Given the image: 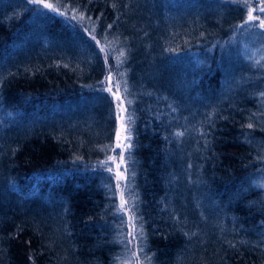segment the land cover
<instances>
[{
    "label": "trees",
    "instance_id": "obj_1",
    "mask_svg": "<svg viewBox=\"0 0 264 264\" xmlns=\"http://www.w3.org/2000/svg\"><path fill=\"white\" fill-rule=\"evenodd\" d=\"M46 2L60 15L0 0V264L127 256L102 170L109 75L132 119L123 191L143 225L138 261L264 264V61L244 53L264 51V32L237 27L242 0Z\"/></svg>",
    "mask_w": 264,
    "mask_h": 264
},
{
    "label": "snow or ice",
    "instance_id": "obj_2",
    "mask_svg": "<svg viewBox=\"0 0 264 264\" xmlns=\"http://www.w3.org/2000/svg\"><path fill=\"white\" fill-rule=\"evenodd\" d=\"M30 3L32 4H36V5H39V6H42V8H45V9H49L50 11L52 12H57L58 11V8L56 6H54L53 3H50V2H46V0H29ZM242 3H243V6L246 7L248 9V12H247V19L244 21V23L242 25H238L237 27H243L244 25H249L251 27H258L260 29H264V18L261 17V15H253L254 12H258V13H262L264 14V0H257V4L255 7H253V5L251 3L248 2V0H242ZM73 19H75V17H73ZM255 21H258L259 23L258 24H255L253 22ZM109 27H111V25H109ZM93 39H95V37L93 36L92 37ZM99 43V42H97ZM101 51L104 52L106 51L105 48H101ZM121 58H124L126 59V53L125 51L121 50L119 52V56L116 58L119 63H123V59ZM106 59H107V55H106ZM111 67V66H109ZM107 79H111V75H109V77ZM117 91L120 90V85L117 84ZM109 92L112 91L111 88H108L107 89ZM124 91L126 92L127 91V87H126V82H125V88H124ZM113 95H116L115 93H113ZM262 96H264V93H261ZM116 99L117 100H120L121 103H123V100L121 99L120 96H116ZM129 103H131V101H129ZM123 111H126V109H121V112ZM173 111H176V109H173ZM118 119H120L121 121L124 120V117L123 116H119ZM132 122V119H131V116H129L127 118V123H123L121 124V129H118L117 132H116V139H117V144H116V148H123V149H128L130 150L132 145L130 143V129L128 128V123H131ZM248 127H252L251 124L248 125ZM121 130H123L126 135H124L123 137V140L124 141H127L125 143H121ZM175 135L177 137H180V136H183L184 133L183 132H176ZM112 151L115 152V148H112ZM116 156H119L120 158V162L119 163H116ZM109 159L115 163L116 165V173H115V179L117 181H121V180H125L126 177L123 175V173L121 171H119L120 169V165L124 163V153L123 151L119 152V153H116L115 156H112V157H109ZM105 165L107 166V161L105 162ZM107 170L109 172H112L113 169L111 167H108ZM125 171H127V169H125ZM117 188H120V184L118 183L116 185ZM127 187V185H125V188ZM132 208V205H130L128 203V200L125 198V193L123 191V189L121 190L120 192V204L117 206V209L116 211L117 212H128L130 209ZM137 218L135 216V214L133 213L130 217H129V221L128 223L130 224L132 230L129 231L127 233V235L129 237H131L132 239L128 241V243H132L133 241H135V239L137 238ZM139 235L140 236H143V225L140 224L139 225Z\"/></svg>",
    "mask_w": 264,
    "mask_h": 264
},
{
    "label": "rangeland",
    "instance_id": "obj_3",
    "mask_svg": "<svg viewBox=\"0 0 264 264\" xmlns=\"http://www.w3.org/2000/svg\"><path fill=\"white\" fill-rule=\"evenodd\" d=\"M30 3V2H29ZM32 4V3H30ZM42 7V6H41ZM45 9V8H44ZM51 13H54L56 15H60L58 12H52L50 11L49 9H45ZM255 13H253L254 15ZM259 23V22H258ZM257 23V24H258ZM249 27V25H244L243 26V29H247ZM261 31L264 32V29H261ZM102 48V47H101ZM100 48V49H101ZM245 55L247 57H249L250 59H253L254 62H263L264 61V51L260 50V49H248V48H245V51H244ZM107 59H104V64L107 66L108 65V62L106 61ZM263 68V67H262ZM109 77V76H108ZM107 77V78H108ZM114 76L111 75V79H107L106 78V86H105V89L107 90L108 88H111L112 91L110 92L113 99H114V103H115V111H116V131H115V135H114V139H113V148H115V152L112 151V156H115L116 153H119L121 151H123L124 153V163L120 165V169L119 171H121L123 173V175L126 177L125 180H121V181H117L115 179V173L117 171L116 169V165L115 163H113L109 157L104 159L102 161V164H103V167H102V170L105 171V172H108V174H111L112 175V180H113V185L116 189V196H117V199H118V204H120V192L122 189L125 188V185L128 186V180H127V173L125 171L126 169V163H125V155L127 154V152L129 151L128 149H123V148H116V144H117V139H116V132L118 129H121V124L122 122L123 123H127V108L125 106V103L123 101V103H121L120 100H117L116 99V96H119V94H121L123 91L121 89V85H120V81H117L113 78ZM117 84L120 85V90L117 91ZM113 93H115L116 95H113ZM121 109H126V111H123L121 112ZM119 116H123L124 117V120L121 121L120 119H118ZM128 128L130 129V126L128 125ZM124 135H126V133L121 130V143H125L127 141H124L123 140V137ZM131 134H130V143H131ZM107 161V166L105 165V162ZM120 162V158L119 156H116V163H119ZM100 165V164H99ZM101 166V165H100ZM108 167H111L113 169L112 172H109L107 170ZM120 184V188H117L116 185L117 184ZM262 187H264V182H262ZM123 214L125 215V228H126V235H125V239H126V246H127V256L124 258L123 262L121 264H141L138 260L140 259L139 256H138V242H139V233L137 231V238L135 239V241H133L132 243H128L129 240H131L132 238L129 237L127 235V233L129 231L132 230L130 224L128 223L129 221V217L133 214L132 212L130 213V211L128 212H123ZM138 228V227H137Z\"/></svg>",
    "mask_w": 264,
    "mask_h": 264
}]
</instances>
